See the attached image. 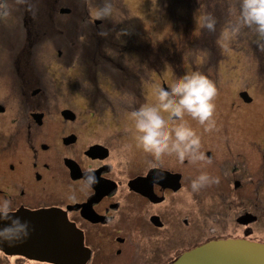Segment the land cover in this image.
Returning a JSON list of instances; mask_svg holds the SVG:
<instances>
[{
  "label": "flooded vegetation",
  "instance_id": "af4514ba",
  "mask_svg": "<svg viewBox=\"0 0 264 264\" xmlns=\"http://www.w3.org/2000/svg\"><path fill=\"white\" fill-rule=\"evenodd\" d=\"M54 5L49 8L53 10ZM16 24L18 28V20ZM55 48L59 54L62 52L60 46ZM70 48H78V53L80 49L84 51L81 47ZM45 49L53 48L43 45L0 47V59L5 56L12 59L0 62V77L6 76V70L11 71L9 79L13 80L7 89L13 94L15 100L11 102L17 107L0 105V128L6 127L0 137V198L12 201L14 214L27 222L28 236H39L36 242L27 237L17 244L19 247H0V264H71L75 259L83 261L80 264H167L207 241L241 237L203 235L202 228L191 225L187 214L180 218L172 215V200L184 195L185 200L176 201V205L185 212L188 197L199 200L201 193L222 196L228 193V187L239 191L244 188L242 182L255 179L252 172L261 156L252 163L247 149L227 142L228 132L205 133L194 121L190 125L200 137L202 158L178 160L173 154L157 160L137 146L134 126L127 125L126 118L141 105L153 104L151 94L157 85L167 87L163 74L156 76V72L151 71L154 66H149L152 77L132 79V83L140 82L135 83L139 89L138 99L135 97L137 101L132 108L124 111L128 115L119 116L121 125L117 116L114 117L115 110H108V106L100 105L99 109L96 103L86 107L83 95L69 88L73 77H51L44 63L33 60L35 54L47 55L49 52ZM102 52L103 46L88 47L79 58L82 61L91 55L94 61L106 59ZM75 53L69 62L79 55ZM109 64L111 69L121 66L115 62ZM65 69L62 67V71ZM90 79L92 81L84 84L90 91L87 100L91 97L90 101L107 104L123 92L121 79H116L115 91L109 82L103 87L97 78ZM106 92L110 95L104 96ZM66 99L68 103L60 104ZM185 119L192 121L190 117ZM221 134L226 142L219 146L216 139L219 140ZM251 149L258 154L262 148ZM89 172L95 175V183L90 185L85 180ZM201 172L218 178L219 189L204 186L193 192L191 180ZM250 213L245 210L240 216ZM61 216L81 235V247L78 253L68 247V253L62 254L57 247L46 254L39 246L40 223L45 218L56 228ZM245 230L243 237L251 239L249 227ZM41 234L44 235L43 230ZM54 235H58L56 230L53 238Z\"/></svg>",
  "mask_w": 264,
  "mask_h": 264
},
{
  "label": "rangeland",
  "instance_id": "374dc122",
  "mask_svg": "<svg viewBox=\"0 0 264 264\" xmlns=\"http://www.w3.org/2000/svg\"><path fill=\"white\" fill-rule=\"evenodd\" d=\"M56 1L61 4L60 6L69 8L65 10L68 14L59 13L58 10L52 11L49 8ZM111 2L113 12L107 19L110 21L116 20L113 25L117 27L120 25L117 37L124 39L126 35H133L135 39L132 41L133 43L128 44L132 45L130 49H126L127 46H122V51L117 56L125 65L134 69L135 74L138 72L139 80L152 77L149 74V66L153 65L155 66L151 68V71L154 70L156 76L163 74L167 87L177 77L185 73L197 71L204 74L216 86L217 95L214 98L216 107L213 115V124L210 128L205 129L203 125L197 122L196 124L205 133H212L213 131L223 134V132H228L230 139L227 142L232 143L233 147L242 145L238 148L247 149L252 163L261 156V161L258 160V165L254 167L252 172L255 179L251 182H242L244 185L243 189L233 191L228 187V193L222 196L219 194L207 196L206 193H201L202 198L199 200L194 197H188L187 210L185 212L181 210L183 208L180 205H176V201L180 203L185 200V197L184 195H177L172 200V215L180 218L187 214L188 218L191 219V225L202 228L203 235L216 233L221 236L239 235L243 237V233H247L246 227H249L248 234L251 237L255 238L256 241H264V236L262 235L264 234V48L257 47L253 30L240 23V0L229 1V4L233 3L228 9L230 18L228 24H223L222 21L218 22L217 16L210 10L207 12L209 13L207 16L217 21H215L214 30L210 31L206 28V33H203L204 36L202 38L200 32L204 18L202 19V15L197 13L194 15V20L192 19L191 22L178 29L179 33L182 32L180 34L181 39L176 37V31L172 36L174 41L171 44L168 42V37L173 31L171 20L165 13L158 11L156 0H122L126 8L123 5V7L120 6L119 0H111ZM28 3L33 9L32 11L26 10L27 5L21 4L19 0H2L1 5H3V8L0 10L6 11L7 15L0 17V47L13 45L41 47L43 45L53 48L44 50L49 52L46 53L47 55H42V53L35 54L33 60L44 63L51 77L56 76L67 79L73 77L72 86H69V81L66 83L69 88L71 87L70 90L72 92L77 90L83 95L86 107L87 104L93 105L96 103H98L99 109L101 106H108V110H115L116 115L114 117L117 116L116 120H119L122 125V119L119 116L128 115L124 111L132 108L138 99L136 96L138 94L129 98V94H123L120 91L119 96L107 102V104H102V102L94 101L93 99L90 101L91 97H89L88 101L86 96L89 95L90 91L84 87V84H87V81H92L90 78H97L99 80L98 84L104 87L108 82L116 84L117 77L114 79V75L109 73L110 69L106 65L97 66L99 71L95 73L91 64L86 67L81 64L82 61L79 55L69 62L70 56H73L78 49L72 50L70 46L77 47V45H81L82 39L77 40L76 36H74L70 41H59V36L69 34L67 31L70 32V27L81 31V28H83L84 32L82 31V33H86L85 38L88 39L89 36H86L88 35L86 31H89L87 29L94 24V18L98 20L97 12L102 5L98 3V0H28ZM124 8L127 11L126 14L123 12ZM85 9L88 12L83 15ZM20 13L22 14V22L20 23L22 25L18 24V26L20 31L25 30L26 38H21L22 33H19L20 37L15 34L16 20H19ZM202 14L205 15V12L203 11ZM77 15L83 16L78 18ZM42 30L44 33L49 31V34H45L47 39H45L44 43L41 36ZM211 36L214 37V43H210L208 40ZM144 42L163 46L162 48L167 47L173 52L171 55L172 60L165 59L167 56L162 51L154 53L147 46H142L141 44ZM56 46L61 47L62 52L60 54L55 48ZM134 46L136 47L132 48ZM108 48V46L104 45L103 51L105 53L108 52ZM117 51L118 49H116ZM110 56L108 55L109 59ZM3 61L10 62L12 59H7L5 56V58L0 59V62ZM62 63L63 65L61 66ZM62 67H66L65 71H62ZM102 67L105 72L101 69ZM42 70L44 71V69ZM42 70L40 69V72ZM5 74L4 78L0 77V105L3 107L7 105L14 109L17 107L11 101L15 99L13 94L7 89V85L9 86V82L13 80L9 79L11 71L6 70ZM42 77L46 78L47 76ZM131 83L129 82L128 84ZM135 83L140 82L137 81ZM159 87L161 88L160 85H157L156 90L151 94V96H154L153 104L157 102L156 93ZM241 89L246 90L252 97L251 103L244 102L241 96L238 95V91ZM135 97L137 98L136 100ZM140 98L144 99L142 96ZM65 103H68L67 99L60 101V104ZM193 122L192 120L189 124ZM126 123L129 126H134L129 118H126ZM5 128L4 126L0 128V137L3 136ZM222 134L219 140L216 139L219 146L223 145L226 140ZM249 145L252 148H262L258 151L259 155ZM218 185L219 183L217 182L216 184L206 185V188L215 189V187L218 188ZM245 210H249L251 212L250 216L255 217L251 220L252 223L247 225L236 220L240 215L244 214ZM233 218H235V223ZM256 218L257 220L254 221Z\"/></svg>",
  "mask_w": 264,
  "mask_h": 264
},
{
  "label": "clouds",
  "instance_id": "9594fccd",
  "mask_svg": "<svg viewBox=\"0 0 264 264\" xmlns=\"http://www.w3.org/2000/svg\"><path fill=\"white\" fill-rule=\"evenodd\" d=\"M32 11L28 0H19ZM3 5H0V9ZM111 0H102L97 12L98 19L112 15ZM7 15L0 10V17ZM240 23L253 30L258 48H264V0H240ZM206 27L214 30V18L206 20ZM100 36H107L101 29ZM217 95L215 84L204 74L193 71L177 77L168 87H161L156 93V103L143 104L129 114L136 133L137 146L143 152L159 160L164 155H175L178 160L191 157L202 158L199 153L200 137L185 117H190L208 129L213 124L215 112L214 98ZM87 184L95 183V175L89 172L85 177ZM218 178L201 172L191 180L193 192L206 185L217 182ZM29 234L27 222L13 212L9 198H0V247L23 243Z\"/></svg>",
  "mask_w": 264,
  "mask_h": 264
},
{
  "label": "trees",
  "instance_id": "16d2710c",
  "mask_svg": "<svg viewBox=\"0 0 264 264\" xmlns=\"http://www.w3.org/2000/svg\"><path fill=\"white\" fill-rule=\"evenodd\" d=\"M230 0H156V2L158 3V11L160 13H165L167 15V17L171 20L172 26H173V31L172 33L169 35L168 37V42L171 44L172 41H174V39H172V36L176 33L177 31V36L178 38H180V34L178 29L186 24H188L189 22L192 21V19L194 20L195 17L194 15L201 14L202 15V19L203 20V27H201V37L203 38L204 34L206 33V20L209 18V16H207V12H209L210 10L213 11V13L215 14V16H217L216 19H218V22L222 21L223 24H228L230 18H229V6L231 4H229ZM98 3L102 5V0H98ZM120 6L121 7H125V5L123 4L122 0H119ZM123 5V6H122ZM55 7H61L60 4H55ZM126 8V7H125ZM124 8V9H125ZM185 10V11H184ZM205 12V15L202 14V12ZM87 9L84 10L83 15H86L87 13ZM124 14H126V9L123 10ZM22 14L20 13L19 15V20H18V24H20L22 22L21 16ZM83 15H77L78 18H80ZM124 17H126V15H124ZM215 19V21H217ZM83 21V19H82ZM80 21V22H82ZM94 24L91 25L86 31L88 32L89 36L88 39L85 38V34L82 33V31L84 32L83 28L82 31L79 29H74L73 27H70V32L67 31L69 34L64 35V36H59V41H70L74 36H76L77 40H81V45H77V47H81L84 48V51L86 50V48L88 47H96V46H108V52L105 53L102 52L103 54L106 55L107 60L105 61V59H96V61H94L89 55V57L82 58V63L86 66H89V64H91V67L94 69V72L97 73L99 71V68L95 65H93V63H101L103 65H106L110 71L109 73H111L112 75H114V79L117 77V79H121L122 80V91L123 94L127 93L129 95H132V90L135 88V90L137 92H139L138 88V84L135 85L134 84H128L129 82H132V77H138V73L135 74L134 69H131L130 67H128L127 65H125L119 58H118V51H122L121 47L122 46H127L126 49H130V47L132 45H128L133 43L132 41H134L135 39L132 36H128L126 35L124 37V39L119 38V36L117 37V35L119 34V30L118 27L120 29V25L117 27L116 25H113V22H116V20H109V19H103V20H93ZM21 26V24H20ZM86 27V26H85ZM69 28V27H68ZM101 29H104L107 31V36H100L98 33ZM43 31V30H42ZM22 33L25 37L27 36L25 30L24 31H20L19 27L16 28V32L15 34L18 33ZM44 31L42 32L41 36H47L45 34H49V31H46L44 34ZM210 35V34H208ZM135 37V36H134ZM84 38V39H83ZM136 38V37H135ZM181 39V38H180ZM124 40V41H123ZM208 40L210 41V43H214V37H210L208 38ZM140 45V44H139ZM142 46H147V48L152 51V52H160L162 51L163 54H165V56H167L165 59H169L170 61L171 59V55L173 54V52H171V50L166 48H162L163 46H159V45H155V44H151L148 42H144L143 44H141ZM67 47V46H66ZM136 46L132 47L135 48ZM116 49H118V51L116 52ZM84 51L82 52V50L80 49V53H84ZM78 53V50H77ZM79 54V57L81 56V54ZM86 54V52H85ZM175 54V53H174ZM108 55L110 56V59L108 58ZM118 55V56H117ZM117 56V58H116ZM164 56V57H165ZM109 62H115V63H120L121 66L120 67H114L113 69H111ZM100 66V65H98ZM155 66V65H153ZM89 68V67H88ZM121 68V69H120ZM104 71V68H101ZM89 70V69H88ZM105 72V71H104ZM132 78V79H130Z\"/></svg>",
  "mask_w": 264,
  "mask_h": 264
},
{
  "label": "water",
  "instance_id": "95a60500",
  "mask_svg": "<svg viewBox=\"0 0 264 264\" xmlns=\"http://www.w3.org/2000/svg\"><path fill=\"white\" fill-rule=\"evenodd\" d=\"M65 10L63 9L62 12H66ZM240 95L244 100H250L246 91L241 92ZM254 218L250 214H246L238 217L237 222L245 223ZM66 223L68 224L62 216L56 228L50 222H44L42 228L44 241L39 243L44 253L51 250L48 248L49 241L55 239H58L59 247L57 245L56 247L59 248L62 254L68 253V247L70 249L75 248V252H79L82 243L81 235L76 234L70 228L71 226ZM55 230L58 235H54L55 237L53 238ZM72 232H74V235ZM17 247L19 246L17 245ZM82 262L80 259H75L71 264H80ZM167 264H264V242L246 238L214 239L183 252Z\"/></svg>",
  "mask_w": 264,
  "mask_h": 264
},
{
  "label": "bare ground",
  "instance_id": "6f19581e",
  "mask_svg": "<svg viewBox=\"0 0 264 264\" xmlns=\"http://www.w3.org/2000/svg\"><path fill=\"white\" fill-rule=\"evenodd\" d=\"M43 38V37H42ZM148 43H150V42H148ZM151 44H153V43H151ZM130 79H132V78H130ZM112 86V88L111 89H113V91H115V88L118 86L117 84H112L111 85ZM132 95H129V96H135L136 94H138L139 92H137L136 90H132ZM110 95V93L109 92H106L105 93V95L104 96H109ZM250 103V102H249ZM42 220H43V222L42 223H40V228H41V231L39 232L40 233V240H39V242H43L44 241V239H43V236H42V234H41V232H42V228H43V224H44V222H46L47 221V219H43L42 218ZM255 221V220H254ZM253 221V222H254ZM49 222V221H48ZM50 223H51V221H50ZM240 223V222H239ZM250 223H252V221L251 220H249L248 222H245V223H242V224H250ZM263 227H264V224H263ZM263 236H264V234H262ZM28 238H29V240L31 239L33 242H36V240H37V238H39V236L36 234H32V235H29L28 236ZM73 242H75L74 240H73ZM28 244H30V243H28ZM31 245V244H30ZM47 245V244H46ZM56 245L59 247V245H58V239H55V240H52V241H49V249H55V248H57L56 247ZM33 247H36V244L34 243L33 244ZM1 248H5V247H1Z\"/></svg>",
  "mask_w": 264,
  "mask_h": 264
}]
</instances>
